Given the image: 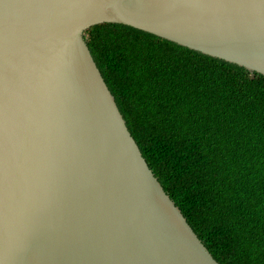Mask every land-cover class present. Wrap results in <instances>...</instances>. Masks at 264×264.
Masks as SVG:
<instances>
[{
    "label": "water",
    "instance_id": "1",
    "mask_svg": "<svg viewBox=\"0 0 264 264\" xmlns=\"http://www.w3.org/2000/svg\"><path fill=\"white\" fill-rule=\"evenodd\" d=\"M106 23L264 76V0H0V264H220L93 58Z\"/></svg>",
    "mask_w": 264,
    "mask_h": 264
},
{
    "label": "trees",
    "instance_id": "2",
    "mask_svg": "<svg viewBox=\"0 0 264 264\" xmlns=\"http://www.w3.org/2000/svg\"><path fill=\"white\" fill-rule=\"evenodd\" d=\"M89 48L142 156L220 264H264V76L124 24Z\"/></svg>",
    "mask_w": 264,
    "mask_h": 264
}]
</instances>
